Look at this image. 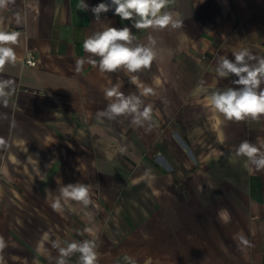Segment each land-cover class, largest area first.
<instances>
[{"label": "crops", "instance_id": "1", "mask_svg": "<svg viewBox=\"0 0 264 264\" xmlns=\"http://www.w3.org/2000/svg\"><path fill=\"white\" fill-rule=\"evenodd\" d=\"M101 2L109 0H85ZM80 3L15 0L0 9V29L20 32L17 62L0 72L16 82L0 104L3 264H56L52 240L86 239L97 243L98 264H264V170L229 152L243 140L264 144V116L229 121L208 103L211 92L236 87L216 75L220 56L241 48L264 56V0H172L167 10L182 26L156 31L111 10L95 22ZM108 26H128L138 43L155 38L151 67L102 73L86 62L77 72L90 55L83 41ZM28 52L35 65L23 62ZM114 84L150 104L152 120L98 118ZM145 86L154 94L142 95ZM78 182L92 185L93 205L54 211L60 184Z\"/></svg>", "mask_w": 264, "mask_h": 264}, {"label": "clouds", "instance_id": "2", "mask_svg": "<svg viewBox=\"0 0 264 264\" xmlns=\"http://www.w3.org/2000/svg\"><path fill=\"white\" fill-rule=\"evenodd\" d=\"M172 0H109L95 6H89L85 0H81L79 7L85 11L90 10L95 22L103 24L102 13L110 10L119 16L122 21H131L132 28L164 30L166 28L177 29L182 26L173 11L167 10ZM15 0H0V9L7 8ZM19 31L8 32L0 29V72L6 65H15L17 53L14 45L18 44ZM156 40L149 36L148 43L137 42L136 35L128 26L116 28L104 27L101 31H95L83 41V50L90 54L86 60L76 61L77 72L81 71L87 62L99 71L115 72L123 69L127 73H138L151 67L157 56ZM98 57L99 59H95ZM234 59L220 56L217 60L215 73L220 78L234 77L232 83L236 87H228L223 91H213L208 96L209 105L229 121H245L247 119L258 120L264 116V56L258 57L247 48H241L232 53ZM139 80L137 75H130L129 82L136 84ZM15 80L0 78V104L5 107L15 93ZM198 87L203 88L204 82L200 81ZM119 84L104 89V96L109 101L107 107L97 113L98 118L115 119L119 116H131L132 123L142 126L152 120V106L144 105L140 96L135 94L125 95ZM154 90L145 86L142 95H152ZM6 118V117H5ZM6 141L0 138V147H5ZM230 156L243 157L248 167L255 171L264 170V144H256L249 140H243L235 148L229 150ZM57 196L51 207L56 212H61L64 207L77 202L87 210L93 205L91 199L92 185L86 183L60 184ZM51 191L47 192V196ZM47 198V197H46ZM87 215V211H85ZM85 232L91 229L86 228ZM45 239H48L45 236ZM245 244L247 241L240 238ZM51 246L57 249L59 257L56 264H69L68 258L73 254H79L78 264H98L97 243L94 239L74 240L61 242L52 240ZM6 247L3 237H0V250ZM0 264L3 257L0 256ZM133 264L135 262L133 261ZM151 264V258L145 261Z\"/></svg>", "mask_w": 264, "mask_h": 264}, {"label": "built area", "instance_id": "3", "mask_svg": "<svg viewBox=\"0 0 264 264\" xmlns=\"http://www.w3.org/2000/svg\"><path fill=\"white\" fill-rule=\"evenodd\" d=\"M38 61V56L34 52H28L23 57V62L28 65H35Z\"/></svg>", "mask_w": 264, "mask_h": 264}]
</instances>
